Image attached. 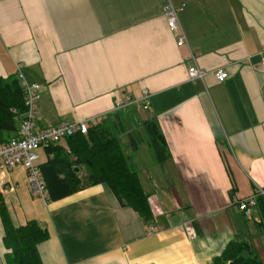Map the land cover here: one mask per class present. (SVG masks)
<instances>
[{
    "label": "crops",
    "instance_id": "crops-1",
    "mask_svg": "<svg viewBox=\"0 0 264 264\" xmlns=\"http://www.w3.org/2000/svg\"><path fill=\"white\" fill-rule=\"evenodd\" d=\"M168 4L185 6L184 47L168 29ZM263 52L264 0H0V78L16 79L21 64L40 86L39 131L100 124L126 96L148 93L147 109L121 114V137L148 196L149 223L106 184L50 202L33 193L23 168L0 170L13 226L33 222L48 234L38 246L42 263L223 264L236 243L257 256V242L264 253V226L238 207L264 189ZM194 63L207 73L203 82L188 79ZM218 70L226 81L215 79ZM148 121L164 137L163 162L147 144L133 152L127 143ZM13 136L1 133L0 148ZM57 146L69 153L67 140ZM56 156L42 148L37 163ZM4 238L0 217V264Z\"/></svg>",
    "mask_w": 264,
    "mask_h": 264
},
{
    "label": "trees",
    "instance_id": "trees-1",
    "mask_svg": "<svg viewBox=\"0 0 264 264\" xmlns=\"http://www.w3.org/2000/svg\"><path fill=\"white\" fill-rule=\"evenodd\" d=\"M24 97V89L17 78H0V134L6 132L14 134L13 137L17 136L21 116L26 111ZM121 114L107 117L91 127L87 135L77 134L68 138L69 153L53 144L45 148L48 154L57 152L54 160L40 166L50 202L62 200L86 188L106 184L122 207L133 209L146 223L152 221L148 196L120 141L126 133ZM9 141L6 140L4 144ZM127 143L133 152H137L140 145L147 144L157 161L166 160V143L155 121L143 124L142 135L128 134ZM76 168L81 173H77ZM62 169L64 175H60ZM82 172L84 174L81 176ZM258 211L264 225V198L258 199ZM0 217L5 230L4 244L8 251L6 264H43L38 246L48 239L47 232L33 222L15 228L3 201H0ZM247 248L242 243L231 245L222 256L223 264L228 261L231 264H264Z\"/></svg>",
    "mask_w": 264,
    "mask_h": 264
},
{
    "label": "built area",
    "instance_id": "built-area-1",
    "mask_svg": "<svg viewBox=\"0 0 264 264\" xmlns=\"http://www.w3.org/2000/svg\"><path fill=\"white\" fill-rule=\"evenodd\" d=\"M184 7L178 9L172 4H168L165 9V19L168 29L171 33L177 35V46L180 48L188 45L179 21V12ZM23 68V65H18L16 78L24 89L26 111L21 116L17 136L0 148V170L11 172L15 168H23L27 173L28 184L33 193L48 200L46 186L37 163V151L51 144L57 145L77 134L87 135L89 129L92 126H96L100 119L84 120L73 124L67 123L55 128L39 131L36 127V116L41 99L40 86L27 82ZM261 68L264 70V52L261 54ZM206 77L207 73L200 70L196 63L189 67V81L203 82ZM214 77L218 82H224L228 79V74L225 71L218 70L214 73ZM147 98L148 93H145L141 101H134L131 96H126V102L118 103L115 107V112L125 113L135 106H138V109H147V104H145ZM140 103L141 105L139 106ZM259 198H264V189L256 190L252 196L238 202V207L247 221L252 222L255 220V215L258 212ZM189 237L191 239L195 238L193 232H189Z\"/></svg>",
    "mask_w": 264,
    "mask_h": 264
},
{
    "label": "rangeland",
    "instance_id": "rangeland-1",
    "mask_svg": "<svg viewBox=\"0 0 264 264\" xmlns=\"http://www.w3.org/2000/svg\"><path fill=\"white\" fill-rule=\"evenodd\" d=\"M137 140L139 141V137H137ZM120 141L122 142V144H123V139H122V137L120 138ZM37 154H39V151H37ZM62 168V167H61ZM61 172H63L64 173V170L62 169V170H60ZM254 222L253 223H255V224H257V225H259V224H261L262 226H264L263 225V220H262V217H260V216H258L257 218L255 217V220H253ZM258 222V223H257ZM263 242H264V240H263ZM255 246V248H256V253L258 252V254H257V257H262V256H264V253H263V251H262V249H261V246L259 245V243L257 242L256 243V245H254ZM264 258V257H263ZM261 259V258H260Z\"/></svg>",
    "mask_w": 264,
    "mask_h": 264
},
{
    "label": "water",
    "instance_id": "water-1",
    "mask_svg": "<svg viewBox=\"0 0 264 264\" xmlns=\"http://www.w3.org/2000/svg\"><path fill=\"white\" fill-rule=\"evenodd\" d=\"M76 172H79V170H78V169H76Z\"/></svg>",
    "mask_w": 264,
    "mask_h": 264
}]
</instances>
